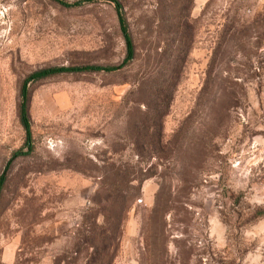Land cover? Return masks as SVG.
<instances>
[{
  "label": "rangeland",
  "instance_id": "obj_1",
  "mask_svg": "<svg viewBox=\"0 0 264 264\" xmlns=\"http://www.w3.org/2000/svg\"><path fill=\"white\" fill-rule=\"evenodd\" d=\"M119 1L135 57L29 81L15 155L30 72L126 47L112 0H0V264H84L124 204L110 264H264V0Z\"/></svg>",
  "mask_w": 264,
  "mask_h": 264
},
{
  "label": "trees",
  "instance_id": "obj_2",
  "mask_svg": "<svg viewBox=\"0 0 264 264\" xmlns=\"http://www.w3.org/2000/svg\"><path fill=\"white\" fill-rule=\"evenodd\" d=\"M113 5L115 7V10L117 12V16H118V21H119V26L121 29V33L125 42V47H126V53L124 58L122 59V61L118 64L115 65H99V64H86V65H58V66H47V67H42L39 69H36L32 72H30L24 79H23V83L20 89V101L18 104V116H19V121L22 125V127L24 128L25 131V145H26V150L18 149L17 151H15V155H19V154H25L27 152H30V150L32 149V131H31V121H30V115L28 112V88H27V83L29 81L32 80H37L46 76H49L51 74L54 73H58V72H63V71H79V70H84V69H95V70H106V71H111L114 70L116 68L121 67L122 65H124L127 61L132 60L135 57V50H136V46H135V41L133 39L132 33L129 29V25L127 22L126 17L123 14L122 11V5L121 2L119 0H112ZM181 17H179L177 19L178 25H180V31H179V38L178 41L180 45H184V43L182 42L183 36H184V28L187 27V22L186 20H181ZM9 162L6 164L5 169L3 170V172L0 174V191L1 188L3 186V183L5 181L6 178V170L8 168ZM115 191V195L118 193L119 198L120 197H128L126 195V193L120 191V189L118 188V186L115 185L114 188ZM96 205L94 210L97 209V207L99 206V202H95ZM127 206L124 204L122 205L121 209H118L114 212V215L111 216V227L107 228H103L99 231L94 230V228L92 227L90 229V233L84 235V240L87 242V244L89 245V247H91V251L89 252L88 257L85 259L84 264H110L111 262V257L112 254L108 253V244H102L101 243L106 240V238L108 236L111 237H115L116 236V229L119 228L120 224L122 223L123 219H124V215L127 211ZM93 210V211H94ZM98 212V214L100 213L102 215V222H101V226L103 227L104 224L107 222L108 216L105 213V209L100 210H96ZM95 211V212H96ZM94 219V218H93ZM95 221V219H94ZM93 221V223H94ZM93 225V224H92ZM110 231V233H108Z\"/></svg>",
  "mask_w": 264,
  "mask_h": 264
}]
</instances>
